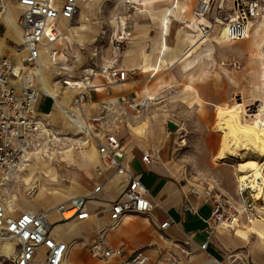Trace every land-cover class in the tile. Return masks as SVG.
Segmentation results:
<instances>
[{"label":"crops","instance_id":"obj_1","mask_svg":"<svg viewBox=\"0 0 264 264\" xmlns=\"http://www.w3.org/2000/svg\"><path fill=\"white\" fill-rule=\"evenodd\" d=\"M96 1L97 0L93 3ZM155 1L148 0V3L151 4ZM135 2L137 5H143L145 0L142 2ZM157 2L161 3L160 10L173 3L177 6L176 13L178 17H180L179 14L184 13L186 9L189 8L190 18H187V20L193 21L192 11L196 0H170L169 3H164L163 0ZM14 3L20 8L17 0H14ZM89 4L81 6L80 14L83 8ZM8 8L9 4L7 2V9ZM136 10L145 12L147 9L138 7ZM7 18L8 12L6 17L2 20L1 25L3 34L0 36V44L4 43L8 47L2 50L3 46L0 45V57H14V47L18 43L13 45L9 42L10 39L12 42H16L17 39H15L16 35H6L7 28L5 22ZM58 21L64 33V25H75L69 24L68 20L62 17H60ZM256 21L251 26L250 34L256 27ZM178 22L175 26H169L168 28L167 46L162 56V63L166 61V76L181 80L184 75L199 73L201 68L200 65L205 61L204 55L213 52L215 48L213 50H209L207 46L200 48V45L196 43H191L187 46L185 41L188 40V38L182 34H180L181 36L179 35L182 37L181 41L177 40L176 35L179 32L178 26H180L182 30L194 31V35L196 33V25L194 23L186 25L182 23L181 20ZM180 23L182 25H180ZM159 31L160 23L153 38L150 39L149 48L142 46V42L135 43L134 40L132 41L131 35L126 41L120 66L126 70H135V75L129 76L127 81L109 86L102 76L93 77L91 83L96 87L90 90L89 96L83 105L86 115L97 113L99 110L98 104L102 102L139 100L146 95L150 96L154 94V92L157 97L159 92L158 89L161 86L157 83L158 81L155 80V77L159 74L161 69L155 75L154 65L161 48ZM214 32L212 33L214 34ZM76 34L74 33L75 36ZM77 36L80 37L81 34ZM17 37L20 40L19 35ZM97 37L98 36L94 39H97ZM62 38L52 45L53 48L58 50L56 64L50 61L46 51L41 52L40 61L43 70V82L37 79V85L40 90L45 89L44 83H46L51 90L57 88L56 97L52 93V96L41 93L37 105L38 114L47 119L55 128H57L56 125H58V123L53 120H57L59 116L61 118V115L62 117H67L61 110L57 109L58 105L60 104V106L64 107L68 106L78 89H71L64 84L56 81L53 82V78L56 77V79H58L62 77L73 80L79 78L82 74L81 72L79 75H75L67 71L64 67L59 70L56 76L49 73V69H51L52 66L59 65L65 58ZM73 39H75V37H73ZM226 40L235 41L231 39ZM106 45L105 54L106 56H110L108 35H106L105 42L101 47ZM70 46L72 47V43H70ZM174 46H177L178 50H175ZM11 48L13 52L10 51ZM94 48V60L91 64L97 65L105 59L99 56V45ZM1 51H4V53ZM203 51H206V53H203ZM214 69L213 67V70ZM158 78L159 75L157 76V79ZM165 80L167 83L168 78H165ZM253 80L254 78H250L251 82ZM255 82L258 83L257 77L255 78ZM162 84H164V82H162ZM233 94L234 92L232 89L224 88L222 91H205L203 94L199 95H201L205 101H208V104L216 106L221 105V102H225L226 104ZM247 96L248 94L246 97ZM251 96L253 102L259 101L264 103V84L258 85L256 91H252ZM43 98H48L51 101L50 107L47 110L40 108ZM149 107L151 109V105ZM72 111L74 112V109ZM262 115L264 116V112H262ZM75 127L78 129L80 136L78 138L72 137V139H65V142H67V145L71 142L77 143L76 145L79 150L75 154L76 163L85 172L80 177V180L73 181L74 184L78 183L79 187L75 188V191L67 192L68 198L59 202L57 205L66 203L73 197L90 195L97 186H101V189L93 195L94 197L88 198L87 210L90 216L86 219L74 217L70 220H63L61 214L57 210H52L50 211L51 213L49 212L48 220L50 214H52L49 223L50 226L53 225L50 231L51 236L68 245L63 264H118V258L116 256H112L108 259H101L93 256L88 249L84 247L87 244L96 242L98 240V231L104 227L107 228V245L123 247L127 254L133 253L138 249H143L149 256L147 264H150L154 257L167 253L169 254L168 257H171L173 260L172 264H227L228 262L232 264H264L263 219L256 218L250 222L247 221L248 224H242L240 222V225H245L247 227V229L243 227L239 228L240 230L246 231V235L222 228L213 231L211 234L209 233V222L213 209V202L203 195L197 196L192 192L191 186L182 184L176 177L174 155L177 137L175 135L174 126L169 124V121L160 113L154 110H150L149 112L148 109L145 114L136 115L129 110H124V114L116 125L118 128V139L125 151L122 161L126 165L128 171L124 175H116L113 169L103 166L96 143L94 141L83 143L82 132L77 125H75ZM63 140L64 138L52 142L48 149L49 155L34 160L23 172L12 176L8 180H0V195L5 197L7 201L8 199H13V203L11 204L12 207H10L8 203L7 213L19 216L27 209L34 211L48 210L39 208L41 207L39 205L40 203L43 204L49 201V195L38 199V201H33L31 199L35 202V206H29L26 204L29 201L21 197L19 198L15 190L16 187H19L20 182L26 180L25 178L30 176L31 173L46 168L44 164L50 167L52 165L51 161L54 160L57 153H65L71 151V149L73 150L72 147L69 149L66 148L65 150H57L54 148L57 142H62ZM47 146L48 145L45 144L43 147L47 148ZM147 152L151 153V162L143 160V156ZM131 176H136L147 189L149 198L153 202L154 207L147 213H126L117 223H113L110 219L111 205L113 201L120 197ZM40 186L46 187L44 183L38 180L33 181L31 184L29 183L26 196L29 197L31 191L36 192ZM14 197L16 198L14 199ZM21 200H24V202L22 201L23 203H21ZM187 202H191L195 211L185 208ZM22 205H25V207L20 208ZM166 221H169V225L166 228H162L161 224ZM246 236L247 238L245 239L244 237ZM206 241H208V245L206 249H202L201 245ZM39 250H41L44 257L46 248L44 246L38 248V257Z\"/></svg>","mask_w":264,"mask_h":264},{"label":"built area","instance_id":"obj_2","mask_svg":"<svg viewBox=\"0 0 264 264\" xmlns=\"http://www.w3.org/2000/svg\"><path fill=\"white\" fill-rule=\"evenodd\" d=\"M21 13L16 20V30L20 42L14 47V57H0V180L5 181L23 172L34 160L49 155V145L61 137V132L38 114L37 105L41 93L52 94L40 90L37 79L43 82V70L40 54L46 51L53 64L57 63L58 50L52 45L61 39L64 30L59 24L60 17L75 24L81 6L95 0H17ZM129 9L136 10L137 4L127 0ZM262 11L261 0H196L192 14L193 21L183 23L196 25V33L201 39H207L212 32H221L226 39L243 40L249 37L252 24ZM8 12L7 2L0 0V36L2 20ZM108 35L110 56H106V46L100 47L99 56L104 61L85 67L77 79L58 78L56 82L71 89H78L68 106L63 107L69 120L82 132L83 143L94 141L103 166L113 169L114 174L124 175L127 167L123 163L125 151L121 146L116 125L124 110L136 115L145 114L154 99L146 95L139 100H117L98 104V112L86 115L83 105L90 90L96 86L91 83L93 77L102 76L107 85L127 81L135 75V70L121 68L124 46L130 37L126 25L113 29ZM232 64L237 66V61ZM74 109V112L72 111ZM64 137V136H62ZM48 145L44 148V145ZM143 160L151 162V153H145ZM120 197L113 201L110 208V219L117 223L129 212L147 213L154 204L149 193L136 176L127 181ZM263 185V184H261ZM262 187V186H261ZM262 187V192H263ZM101 186L93 193L69 199L55 207L63 220L88 218V198L94 197ZM197 196H205L212 200L213 209L209 222V233L217 229L238 231L240 214L244 213L250 222L254 215L257 188L239 182L237 199L225 195L214 194L211 189L201 190L193 187ZM8 201L0 195V248L10 245L14 255L11 264H63L68 249L67 243L54 239L48 220L50 210L34 211L27 209L19 216L7 213ZM185 208L195 211L191 202ZM169 221L161 224L166 228ZM107 228L98 231V240L90 246L93 256L108 259L118 258V264H147L149 256L143 249L127 254L123 247L107 245ZM245 239L247 238L244 237ZM188 242V241H186ZM208 241L201 245L206 249ZM46 248L43 259L38 257V248ZM171 257L161 264H172ZM227 264H232L228 262Z\"/></svg>","mask_w":264,"mask_h":264},{"label":"rangeland","instance_id":"obj_3","mask_svg":"<svg viewBox=\"0 0 264 264\" xmlns=\"http://www.w3.org/2000/svg\"><path fill=\"white\" fill-rule=\"evenodd\" d=\"M5 1L8 2V0ZM131 1L136 3L135 1L142 2L144 0ZM261 1L262 11L250 36L243 40H226L221 45L215 44L214 51L204 55L205 61L200 65L199 73L184 75L181 80L173 79V77L165 75L166 61H164L158 74V79L161 82L157 79L158 75L155 77L161 87L158 89L157 99L150 104L151 109L149 107V112L154 110L160 113L169 121V124L174 126L177 137L174 164L176 177L179 181L182 184L191 186V188L211 189L214 194H221L234 199H237L239 175L241 174L236 168L237 161L247 157L264 161V155L254 148L248 147L238 148V154L234 156L218 159L217 155L222 148L223 134L214 128L216 124L215 105L208 104V101H205L199 94H203L205 91L211 92L212 90L222 91L224 88L232 89L234 94L226 104L233 105L236 102H242L244 119L249 123L253 121V115L251 114L256 109V102L259 101L253 102L251 93L256 91L258 85L264 84V0ZM145 2L143 5H137L139 8L147 9L145 12L129 9L127 0H97L95 3L84 7L82 12H87L85 21L88 24V29L79 33L81 38L75 36L70 50H64L65 58L59 65L52 66L49 73L56 76L62 67H69L66 69L67 71L79 75L85 67L93 62L94 47L99 45L100 48L105 42L107 33L113 29L121 28L123 25H126L130 30L132 41L134 40L135 43L142 42V46L149 48L150 39L153 38L160 23L158 13L160 12L161 3L155 1L149 4L148 0H145ZM17 8L19 15L21 10L19 7ZM189 14V8L184 13L179 14L182 23L190 18ZM80 21L81 17L75 25L80 24ZM180 25L182 24L180 23ZM187 32L194 34L192 30ZM214 33H217V31ZM1 34H3V30ZM179 35L178 32L176 37L177 40L181 41L182 37ZM212 35L213 33L210 39H212ZM96 36H98L97 39H94ZM15 39H17L16 42H12L11 39L9 42L13 45L20 42L17 36ZM210 39L199 40L198 36H194V41L188 39L185 42L187 46L196 43L200 45V48H203ZM174 49L178 50V47L174 46ZM235 49H239V51H235ZM10 51L13 52V49L11 48ZM203 53H206V51H203ZM233 61H237V66L232 64ZM256 77L258 83L255 82ZM165 78H168L167 83ZM250 78H254V80L251 82ZM56 80V77H54L53 82ZM50 104V99L43 98L40 108L47 110ZM220 104L223 105L225 102ZM53 121L58 123L56 126L59 131L61 130L62 136L74 138L80 136L78 129L68 117L65 118L61 115V118L59 116L57 120ZM76 144L71 142L67 145L65 139L62 142H57L55 149L65 150L72 147L73 150L57 153L54 160L51 161V171L42 168L41 171L30 174L28 184L25 180L21 181L19 187H16L15 190L17 196L19 198L22 195L26 196L29 183L38 180L46 185L50 198L49 201L43 204L40 203L39 206L41 207L39 208L50 211L55 210L59 202L68 198L67 192L75 191V188L79 187L78 183L74 184L73 181L80 180L85 172L76 163L75 154L79 150ZM261 186L264 187V184ZM260 193L262 196L255 201L254 215L251 218H260L264 221V188L263 192L261 189ZM22 201L24 202V200H21V203H23ZM24 207L25 205H22L20 208ZM51 216L52 214H50L49 222ZM246 219L244 213L240 214L242 224H248ZM50 227L52 228L53 225ZM241 227L247 229L245 225H240L239 228ZM237 232L239 233V231ZM91 245L92 243L84 247L90 252ZM9 246L6 245L4 248H0V264L12 263L13 254L5 253L13 250ZM168 256V253L160 254V256L154 257L150 264H161ZM39 259H43L41 250H39Z\"/></svg>","mask_w":264,"mask_h":264},{"label":"bare ground","instance_id":"obj_4","mask_svg":"<svg viewBox=\"0 0 264 264\" xmlns=\"http://www.w3.org/2000/svg\"><path fill=\"white\" fill-rule=\"evenodd\" d=\"M155 1V0H154ZM163 1V0H156ZM170 0H164V3H169ZM9 8H8V18L6 19V35L7 36H18L16 30V19L18 16V8L14 3V0H8ZM177 6L173 3L163 7L158 13V18L160 20V37H161V48L159 54L157 56L156 63L154 65L155 75L159 72L162 67V56L164 54L165 48L167 46V31L169 26H175L177 20H182L181 17H178L176 13ZM89 11V9H87ZM87 12H81L80 24L77 25H64L65 33L62 38L63 48L68 51L70 50V43L73 44V37H75L74 33L78 35L80 31L88 29V24L85 21ZM179 33L185 36L186 38L194 41V34L182 30L180 26H178ZM207 43V48L209 50H213L215 48V44L221 45L226 41L224 35L219 31L214 33ZM206 39V40H207ZM1 43V41H0ZM3 46V49H6L8 46L6 44H0ZM235 51H239V49H235ZM2 52V51H1ZM4 53V51L2 52ZM68 69L69 67H64ZM45 89L50 91L55 97L57 96V88L51 90L46 83H44ZM154 100L157 99L156 93L150 95ZM59 104V103H58ZM57 104V105H58ZM59 107V108H58ZM57 109L61 110L63 113L62 106L58 105ZM64 107V106H63ZM256 109L251 114L253 115V121L251 123L247 122L243 115V103L236 102L233 105L224 104V105H216V124L215 129L220 131L223 134L222 140V148L217 155L218 159H224L228 156H234L238 154V148H248L252 147L255 150L261 152L264 155V116L262 112H264V103L258 102L255 105ZM65 114V113H64ZM66 115V114H65ZM67 116V115H66ZM72 139L70 136L59 137L58 139ZM47 168V171H50V167L47 164H44ZM264 161L258 160L257 158L247 157L245 159H239L236 163L237 170L241 173L239 175V180L242 184H246L249 187L257 188L256 196L260 197L261 193V184H264ZM26 182L30 180V176L25 178ZM48 191L45 186H40L36 192L31 191L29 197L22 195L21 198L25 199L29 206H35V202L42 197L48 196ZM16 197H14L15 199ZM33 199V201H31ZM9 206L12 207L13 199H8ZM239 233L242 235H246V231L238 229ZM12 253L14 255L13 250L6 251L5 253Z\"/></svg>","mask_w":264,"mask_h":264}]
</instances>
